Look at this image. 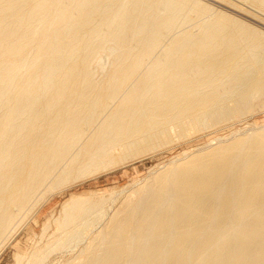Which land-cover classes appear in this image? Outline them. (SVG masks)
<instances>
[{
  "label": "bare ground",
  "instance_id": "6f19581e",
  "mask_svg": "<svg viewBox=\"0 0 264 264\" xmlns=\"http://www.w3.org/2000/svg\"><path fill=\"white\" fill-rule=\"evenodd\" d=\"M235 1L264 13V0ZM208 6L0 0V253L52 194L264 108V33ZM145 182L77 264H264V128ZM96 197L61 204L57 248L100 222Z\"/></svg>",
  "mask_w": 264,
  "mask_h": 264
},
{
  "label": "rangeland",
  "instance_id": "374dc122",
  "mask_svg": "<svg viewBox=\"0 0 264 264\" xmlns=\"http://www.w3.org/2000/svg\"><path fill=\"white\" fill-rule=\"evenodd\" d=\"M200 2L209 5L208 7H211L213 10L211 11L214 13L229 14V16L237 18L244 23L246 22L248 25H252V27L264 33V18L262 19L264 13L260 12V14L257 10L254 12V10H252L254 8L251 9L235 0H231V2L229 0L228 2L226 0H200ZM246 9L250 12L248 10L246 11ZM251 11L254 13L252 12V14H250ZM259 14L260 16H258ZM105 58L106 57H104V59ZM106 61L107 59L104 60V62ZM105 64L107 65V63ZM204 126L205 127L201 130L196 129L195 131H191V133L185 137H179L175 135V131H172V133L175 134H173L174 138L172 137V142L170 144L157 148L149 152V154L147 153L139 157H134L133 159H128V161H125L126 163L122 162L123 164H116L106 170H102L99 173L81 179L76 182L74 186L66 189L62 193L57 192L52 194L42 203L33 215L32 218H37V222L31 220L24 225L11 244L0 253V264H25L24 261L30 264L28 260L32 257L31 254L36 252L37 249H39L38 251L45 250L42 255V264L79 263V261L82 260V254L80 253V251L82 252V248H85L91 243L89 240L95 237L94 235L101 230V227L103 228L104 225L102 224H104V221L106 223L110 219H108V217L111 212L114 214V212L125 208L126 196L128 195L130 198L134 197L139 186L146 183V179L148 180V178H151L152 175L164 167L172 163L174 164L176 161L178 162V160L180 161L184 156L206 151L207 148L209 149L216 144L230 141L236 136H243L258 129H263L264 108L254 109L241 117L228 120L217 126L210 124ZM72 195H82V197L86 196L89 198H94L95 196V199L98 198L96 196H100L101 198L105 197V199H103L104 207L102 205L103 209H101L103 210L102 212H104L102 213V218L105 220L101 218L100 222L98 220L93 226L91 225L88 227L86 232H84L85 236L83 235V237L80 238L81 242H79L80 240L75 241V243L72 241L69 243V247L67 246L68 248H57V241H62L66 238V232L63 231L65 232L63 234L62 231L58 229L57 224L62 217L61 206L63 205L62 203L68 201ZM112 216L111 214L110 217ZM54 218H57V220ZM82 242L84 243L82 244Z\"/></svg>",
  "mask_w": 264,
  "mask_h": 264
}]
</instances>
